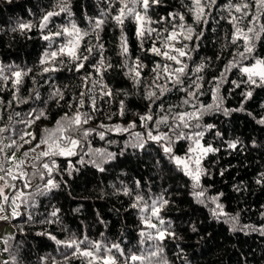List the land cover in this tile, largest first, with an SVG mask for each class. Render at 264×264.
<instances>
[{
	"label": "trees",
	"instance_id": "1",
	"mask_svg": "<svg viewBox=\"0 0 264 264\" xmlns=\"http://www.w3.org/2000/svg\"><path fill=\"white\" fill-rule=\"evenodd\" d=\"M183 2L190 5V0ZM239 2L217 0L205 25L194 24L192 15L187 13L181 0H161L160 4L150 8L148 15L153 21H159L168 17L169 13L179 12L185 14L186 23L192 24L197 32H203L198 39L184 41L190 48H195L190 53L191 59H186L189 67L195 68L201 63L205 65L199 73L203 77L199 81L203 95L191 103H217L212 93L215 85H220L219 108L205 112L200 121L202 125L214 127L196 129L204 130L202 144L207 142L219 149L203 157L204 174L200 184L206 197L219 196L218 202L224 206L226 213L239 214L240 225L259 228L264 226V182H257L264 174V123H260L264 120V87L243 83L247 77L239 71V67L225 71L237 51H243L242 40L237 44L231 42L234 28L229 22L231 15L241 14L233 9L230 15L228 11L229 3ZM246 2L250 4L249 13L255 14L252 0ZM55 3L56 0H0V68L4 69V75H10V71L16 69L27 72L18 91L12 88L10 80H0V117H3L0 126L11 124L14 134L28 131L39 139L44 135V129L55 128L56 122L66 113L69 117L75 113L81 91H87L82 87V76L91 72L93 79L98 78L91 67L77 72L67 57H60L54 62L57 71L42 73L40 61L44 53L57 50L68 39L60 36L46 41L42 37L63 26L70 27L72 22L88 31L90 21L101 18V13L109 10L108 0H68L71 15L61 13L53 17L43 33L36 27L19 29L21 22L38 24L43 13L52 10ZM118 7L119 4H115L111 13L115 14ZM248 19L251 15L241 23V27L255 26L259 30V26L264 25V14L260 15L256 25H249ZM123 27L129 63L139 58L145 65L141 73L142 83L134 85L125 75L127 69L121 67L125 61L120 54L121 30L109 18L99 33V41L91 32L81 41V50L84 45L101 43L106 63L113 65L103 73V83L108 85L113 95L103 96L97 86L90 95L95 97L99 110H92L87 96L84 97V106L79 107L81 113L87 112L92 116L89 123L83 125L84 128H97L100 124L126 126L134 120L139 125L137 114L148 111L149 101L144 96L153 78L151 69L155 63H171L146 51L151 47V38L144 43V50L141 49L135 34L136 24L131 18L125 20ZM151 27L162 29L170 28V25L153 23ZM96 51L94 49L93 55L99 59ZM254 58H264V33L255 40L254 52L248 60L242 61L241 66L250 64ZM60 59L64 60L63 64H60ZM221 73H225L223 82L220 80ZM233 81L240 83V87H236ZM88 86L92 87L90 82ZM56 90L62 93L63 99L53 95ZM249 91L252 95L246 98L244 94ZM184 98L183 92L174 90L163 98L164 106L167 109L170 105H180ZM9 101L12 102L10 106ZM121 101L127 109L123 116L118 114ZM152 108L154 114H168L167 111L160 112L155 105ZM34 110L44 112L45 117L26 127L20 121L31 119L27 114ZM192 110L191 105H183L174 108L173 112ZM160 130L166 129L161 126ZM98 131H105V138L101 140L98 132L92 133L87 142L77 149V155L33 161L35 167L28 172L30 186L21 203L25 212L12 220V234L0 240L6 257L3 264H86L85 260L75 257L65 261V255H70L72 249L57 244L49 233L61 241L87 236L102 244L119 243L125 253L140 254L159 242L140 235L141 230L145 233L150 231L142 222V217L149 213H141L143 204L135 208L132 206L136 202L135 194L143 195L149 204L161 196L169 201L160 213L166 221L165 226L175 233L174 238L163 241L161 256L167 264H264V234L247 229L233 231L223 218L214 217L207 201L202 204L193 197L190 178L168 159L159 146L148 142L144 149L134 148L131 146L134 137L127 132ZM134 131L143 132L144 129L137 127ZM15 138L20 142L18 136ZM230 142L236 143V148H229ZM35 143L24 145L19 152L27 151ZM191 143V140L177 141L174 152L184 156ZM96 149L114 156L101 159L95 155ZM52 159H55L57 168L48 177L42 163H51ZM40 173H45L43 180ZM48 178H53L59 186L50 191H37V186L43 189ZM125 189L134 195H125ZM53 209L59 210L56 218L51 217ZM47 220L55 222L46 223ZM142 240L144 243H141Z\"/></svg>",
	"mask_w": 264,
	"mask_h": 264
},
{
	"label": "snow or ice",
	"instance_id": "2",
	"mask_svg": "<svg viewBox=\"0 0 264 264\" xmlns=\"http://www.w3.org/2000/svg\"><path fill=\"white\" fill-rule=\"evenodd\" d=\"M10 2V0H9ZM217 0H190V5L185 4L181 0L182 6L187 9V13L193 17L195 25H205L208 23V15L210 10L216 6ZM109 10L101 13V18L90 21V29L88 31L82 30L74 22L69 26H63L60 30L50 32L47 35H43V39L48 41L54 37L66 36L68 39L66 43H62L57 50L51 52H45L44 58L41 59L40 64L42 67V73L54 72L58 68L54 62L60 57H67L68 61L73 65L74 69L79 72L82 69L91 67L93 72L98 77L93 79L91 72H86L82 76V87L86 88L87 91H81L80 99L78 100L79 107H83L85 100L84 97H88L91 100V106L93 111H98L96 107L95 97L90 95L94 89L98 86L103 96L111 97L113 95L108 85L103 83V73L108 69L112 68L111 63H106L103 57V45L97 43L96 45L87 44L83 46L81 50V41L83 38L91 32L95 35L97 41L100 40V31L109 18H111L115 24L121 30L120 36V54L125 57V61L121 67L126 68L127 75L134 83V85H140L142 83L141 73L145 65L137 58L131 64L129 63L128 57V43L127 37L124 34V23L125 20L131 18L136 24V36L140 42V47L144 50V43L151 38V47L146 51L151 52L155 56L162 57L164 61L171 63H155L151 69L153 78L149 84V88L146 91L144 98L149 101L148 111L144 114H137L139 125L137 121H131L126 126L116 124L114 126H105L100 124L97 128H84L83 125H87L92 116L85 112L81 113L79 107L75 113L69 117L66 113L56 122V127L53 129H44V135L37 139V136L31 132L23 131L21 133H15L11 124L0 126V172L4 173L0 175V180L4 181L3 185H0V213L5 212V205L11 207V212L8 216L0 215V220L8 219L10 216L18 215L16 209L20 206L17 201L24 202L25 197L23 191L20 190L19 185L9 184V181H15L17 178H25L28 176L23 170L25 160L21 159L16 161L15 152L22 149L24 145H33L27 151H24V157H28L29 153H36L40 151L34 157L43 161V158L50 157L54 158L57 156H74L77 155V149L81 147L83 142H87L88 137L92 133H97L101 140L105 138V131H98V129H105L107 132H119L129 133L134 137V142L131 146L134 148L144 149L148 142H154L163 153L168 156V159L174 163L175 166L190 178L192 181V195L199 203H205L210 207L212 215L216 218H223L224 223L231 225L233 231H244L255 230L264 234V226L256 228L253 225H240L239 214L231 215L224 211V206L220 204L219 196H212L210 198L205 196V191L201 187L200 178L204 174L202 167V159L210 153L219 151V149L213 148L210 144L201 143L204 137V130L196 131V129H212L213 125H202L200 123L205 112L212 111L219 108L218 96L219 84L215 85V91H213V99L217 101L215 104H197L191 103L193 100L198 101L199 96L203 95L200 91L202 85L199 83L203 79L199 75L204 68V63L197 65L195 68H190L186 62L191 59L190 53L195 51V48H190L188 43L184 41H193L194 38L198 39L203 35V32H197L192 24H188L185 21V14L179 12L169 13L168 17H162L159 21H153L148 15L150 8L153 5H158L161 0H108ZM115 4H119V7L115 9V14L111 13V8ZM252 4L256 8L255 14H250L248 9L250 4L246 0H240L239 3H229L228 11L231 15L232 10L236 13H240V16L231 15V20L234 31L232 33V43L237 44V41H243V51H237L233 56V59L229 61L225 71L227 72L233 67H239V71L247 77L243 83L249 85H256L257 87H264V58H254L253 62L247 65H243L242 61L248 60L254 52V42L261 38V33H264V25L259 26V30L255 26H249L246 29L241 27V23L251 15V19H248L249 25H256L259 23L260 15L264 14V0H252ZM208 10V11H206ZM61 13H67L71 15L70 5L68 0H56L53 9L46 11L40 17L39 23L33 25L31 23L21 22L19 24L20 30H31L33 27L43 33L44 29L47 28L51 19L55 16H59ZM153 23H167L169 27L157 29L151 27ZM15 30V29H14ZM167 33V35H164ZM159 43V47L157 44ZM179 45V46H178ZM94 49H96V55L100 58L96 59L93 55ZM60 64L64 63L63 59L59 60ZM87 62V63H86ZM48 65V66H44ZM27 75L26 71L19 69L11 70L10 75H4V69L0 68V80L11 81L12 88L16 91L19 90V86L22 84V78ZM225 73H221L220 80L223 82ZM215 79V78H214ZM91 83L92 87L88 84ZM236 87H240V83L232 82ZM171 85V87H169ZM183 92L185 98L182 99L180 105H170L167 109L164 106L163 98L166 94L173 91ZM54 96H58L63 99V95L59 90L53 93ZM245 97H251L252 92H246ZM38 96V94H37ZM15 99V95H14ZM160 101L157 104V101ZM26 102V101H25ZM11 101L8 102V106L11 105ZM152 105H155L160 109V112L167 111V115H160L159 113L154 114ZM183 105H191L192 111H176L173 112L174 108H179ZM127 109L123 101L120 103V109L118 114L123 116ZM19 116V113H15ZM31 119L20 121L24 123L26 127H31L37 120L45 117V113L40 111L30 112L27 114ZM158 116V118H157ZM171 118V119H170ZM3 119V117H0ZM8 120L11 121L12 117L9 116ZM195 121V123H193ZM260 123H264L261 120ZM161 126H164L165 131H161ZM137 127L144 129L143 132L134 131ZM186 129L190 131H185ZM57 133L59 135H57ZM75 134V135H73ZM19 137V141L15 138ZM7 139L9 143L4 144L3 141ZM179 140H191L188 149L184 156L178 155L174 152V145ZM229 148H236V143H229ZM5 149H12V155H8ZM85 154H88L87 152ZM95 155L101 159L112 158L113 153L105 154L100 149L95 150ZM82 162V161H81ZM95 163V161H93ZM11 164L12 167H8ZM35 167V165H33ZM99 167V165H97ZM42 168L45 170L48 177L52 176V173L56 170L57 165L55 159L49 162H43ZM101 171L104 169L101 167ZM35 175V173H33ZM40 178H45V173H40ZM258 183L264 182V174ZM11 186L15 189L12 196L4 195V189ZM29 183H25L24 187H28ZM58 183L53 178H48L45 181L43 189L37 186V191L44 192L50 191L53 188L58 187ZM125 195H134L128 189L124 190ZM135 203L133 207H137L138 204H143L140 208L141 213L148 212L149 215L142 217V222L147 229L154 231H148L145 233L141 230L140 235L146 237L147 240L158 241L159 243L154 246L143 250L140 254L134 252L125 253L119 243H101L98 241H92L87 236L82 239L70 238L67 241L58 240L54 235L49 233V237L55 240L57 244H63L69 249H72L70 255H65V261H68L72 257L77 259H83L86 264H167L161 256L163 251V241L167 238H174L175 233L170 231L169 227H166L165 219L160 215L161 210L169 204L167 199L163 196L153 199L149 204L145 200L143 195L135 194ZM214 205L215 207H211ZM58 209H53L51 217L56 218ZM155 219L158 223H153ZM46 223H53L54 220H47ZM195 230V229H193ZM141 243H144L142 240ZM7 244V241H5ZM82 245H86L82 247ZM5 251H8L5 248ZM121 257L123 259H121ZM7 264V262H5Z\"/></svg>",
	"mask_w": 264,
	"mask_h": 264
},
{
	"label": "rangeland",
	"instance_id": "3",
	"mask_svg": "<svg viewBox=\"0 0 264 264\" xmlns=\"http://www.w3.org/2000/svg\"><path fill=\"white\" fill-rule=\"evenodd\" d=\"M67 41V40H66ZM66 41L64 43H66ZM0 110H1V103H0ZM9 143L8 140H6L4 142V144H7ZM6 153L10 156L12 155V149H5ZM40 150L38 149L36 153H32L30 152L29 153V156L28 157H24L23 153H20L19 150L15 152V157H16V161H19L21 159H24L26 162L25 164L23 165V170L28 173L30 168L33 167V161L35 160L34 157L38 154ZM3 157L0 156V159H2ZM8 167H12L11 164L8 165ZM4 173L0 172V175H3ZM30 177L27 176L23 179L21 178H17V180L15 181H9V184H17L19 185L20 187V190L23 191V193L25 194L26 190L29 188L30 186V181H29ZM25 183H29V186L28 187H24V184ZM4 184V181L3 180H0V185H3ZM15 189H13L11 186L7 187L4 189V195H8V196H12L13 193H14ZM0 202H2V197H0ZM17 203L20 205L16 211L18 213V215H15V216H10V218L8 219H4V220H0V240L2 239V237L4 238L5 236H10L12 234V225H13V222L12 220L13 219H16L17 217L19 216H22L23 213L25 212V209L21 208V201L18 200ZM11 207H9L8 205H5V212L4 213H0V215H5V216H8L11 212ZM148 215V214H147ZM147 215H144V216H147ZM153 223H158L155 219H153L152 221ZM150 231H154V230H151ZM5 254H4V251L3 249L1 248L0 246V264H3L4 261H5Z\"/></svg>",
	"mask_w": 264,
	"mask_h": 264
}]
</instances>
